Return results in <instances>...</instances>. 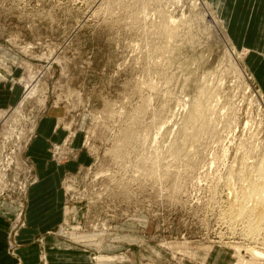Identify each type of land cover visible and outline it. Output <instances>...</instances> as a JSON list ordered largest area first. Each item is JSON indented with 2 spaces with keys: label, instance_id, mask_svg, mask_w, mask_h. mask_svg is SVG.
Returning <instances> with one entry per match:
<instances>
[{
  "label": "rangeland",
  "instance_id": "1",
  "mask_svg": "<svg viewBox=\"0 0 264 264\" xmlns=\"http://www.w3.org/2000/svg\"><path fill=\"white\" fill-rule=\"evenodd\" d=\"M193 1L0 0L12 264H264V220L238 215L264 198V71L230 1Z\"/></svg>",
  "mask_w": 264,
  "mask_h": 264
},
{
  "label": "crops",
  "instance_id": "2",
  "mask_svg": "<svg viewBox=\"0 0 264 264\" xmlns=\"http://www.w3.org/2000/svg\"><path fill=\"white\" fill-rule=\"evenodd\" d=\"M219 1V0H217ZM230 1V2H229ZM235 0H228L229 5L226 8V17L231 26L232 23L235 22L236 26L233 27V30L236 31V36L244 37V46L249 49L254 56L258 57V62L260 66L258 67L260 70L264 71V0H255L254 3H251L250 9L247 11H242V8L237 11L238 20H234V12L230 11V3ZM244 10V9H243ZM244 31L246 34L243 36ZM248 36V37H247ZM243 44V43H242ZM45 199V200H43ZM57 199V195L53 192L52 188H34L30 193V204H42L46 201V204H53V201ZM43 200V201H41ZM41 201V202H39ZM39 202V203H38ZM31 210L28 216L29 226L32 228L29 230V234H33V226L36 223L44 221L45 219L40 216H32ZM8 228V222L4 217H0V264H12L13 261H10L5 256L6 249V231ZM26 235V236H27ZM36 248L27 249L26 251H22V255L24 257H30L31 255L36 254Z\"/></svg>",
  "mask_w": 264,
  "mask_h": 264
},
{
  "label": "bare ground",
  "instance_id": "3",
  "mask_svg": "<svg viewBox=\"0 0 264 264\" xmlns=\"http://www.w3.org/2000/svg\"><path fill=\"white\" fill-rule=\"evenodd\" d=\"M163 1H165V3L166 2H168L167 0H162V2ZM181 0H173V1H171V2H173V3H179ZM183 1V0H182ZM189 0H187V2H188ZM191 1V0H190ZM198 1V0H197ZM154 2H156V1H154ZM171 2H170V4H171ZM186 2V3H187ZM153 3V2H152ZM161 3V0L158 2V0H157V4L156 5H159V4ZM164 3V2H163ZM183 3V2H182ZM189 3V2H188ZM191 3H192V5L194 4V1L192 0V2H190V5H191ZM197 3H199V2H197ZM196 3V4H197ZM148 4V3H147ZM168 4H169V2H168ZM180 4H181V2H180ZM152 5H154V3L152 4ZM160 5H162V6H160L161 8H163V4L161 3ZM189 5V6H190ZM192 5H191V7H192ZM198 5V4H197ZM144 6V5H143ZM146 6V5H145ZM150 6V5H149ZM166 6V5H165ZM175 6V5H174ZM194 6V5H193ZM147 7V6H146ZM159 7V8H160ZM171 7V6H170ZM173 7V6H172ZM181 7V6H180ZM197 7V6H196ZM144 8V7H143ZM149 8V7H148ZM155 8H156V6H155ZM166 8H167V6H166ZM168 8H169V6H168ZM153 9V8H152ZM175 9V8H174ZM154 10V9H153ZM169 10V9H168ZM145 11V10H144ZM143 11V12H144ZM158 13V12H157ZM203 13V12H202ZM212 13V12H211ZM163 15V14H162ZM204 15V14H203ZM203 15H201V16H203ZM213 15H215L214 13H213ZM170 16V15H169ZM199 16V15H198ZM200 16V17H201ZM216 16V15H215ZM203 17H205V16H203ZM207 18V17H206ZM168 19V18H167ZM198 19V18H197ZM200 19V18H199ZM203 21V20H202ZM201 21V22H202ZM205 21V20H204ZM199 22H200V20H199ZM201 22H200V24H201ZM182 23V22H181ZM180 23V24H181ZM203 23V22H202ZM178 24V23H177ZM179 25V24H178ZM176 26V25H175ZM192 28V27H191ZM166 29H168V28H166ZM176 29V28H175ZM186 29V28H185ZM177 30H178V28H177ZM184 30V29H183ZM173 31V30H172ZM176 31V30H175ZM174 31V32H175ZM188 31V30H187ZM165 32H166V30H165ZM173 32V34H175L176 36H180V34H181V32H180V34L179 33H174ZM183 32V31H182ZM185 32V31H184ZM190 32H191V30H190ZM189 32V33H190ZM172 34V35H173ZM168 36H169V34H167ZM175 35H173V36H175ZM183 34H181V36H182ZM185 35V34H184ZM192 35V34H191ZM178 36V37H179ZM180 36V37H181ZM172 37V36H171ZM178 37L177 38H175V39H178ZM185 37V36H184ZM186 38V37H185ZM235 51V50H234ZM208 92V91H207ZM204 93V92H203ZM206 94V93H205ZM208 94V93H207ZM204 95V94H203ZM205 96V95H204ZM206 97V96H205ZM210 97V96H209ZM208 98V97H207ZM206 99V98H205ZM201 100V99H200ZM208 101V100H207ZM198 102H200V101H198ZM198 102H196V105H197V103ZM203 102V101H202ZM204 106V105H203ZM206 106H207V104H206ZM199 106L197 105V108H198ZM203 108V107H202ZM199 110H201L200 108L199 109H196V111L198 112L197 114L199 115V113L201 112V111H199ZM203 110V109H202ZM200 115H201V113H200ZM145 152V151H144ZM147 165V164H146ZM264 159H263V161L261 162V166H260V168L258 169L259 170V174H260V181H261V183H260V185H256V183H255V185L256 186H259V187H256V186H254L253 187V189L252 190H254V192H255V194H257V196L259 195V196H264V195H262V193H264ZM157 168V167H156ZM154 171V170H153ZM151 172V171H150ZM258 172V171H257ZM145 173V172H144ZM147 176V175H146ZM142 178V177H141ZM257 180H259V179H257ZM252 186V185H251ZM256 187V188H255ZM252 188V187H251ZM255 188V189H254ZM162 189V188H161ZM87 190V189H86ZM251 193V192H250ZM249 193V197H252V194H250ZM253 193V192H252ZM246 194V193H245ZM244 195V194H243ZM251 195V196H250ZM253 195H254V193H253ZM255 196V195H254ZM253 196V197H254ZM257 196L255 197V198H257ZM258 196V197H259ZM242 197V196H241ZM251 198L252 200L254 199V198ZM246 198V197H245ZM247 198H248V196H247ZM250 199V200H251ZM262 199H264V198H262ZM262 199H259L260 201H258V198H257V202L256 201H254V200H256V199H254L253 201H254V203L253 204H255V202H256V206H254L253 207V209L250 211V208H248V209H245V208H241V209H239V211H238V215H240V216H245V215H249V213H250V216L252 215L253 216V214L254 215H256V217H258V220L259 219H261V220H264V200H262ZM245 201V200H244ZM246 201H247V199H246ZM258 203V204H257ZM236 204V203H235ZM251 204V203H250ZM239 205V204H238ZM240 208V207H239ZM252 213V214H251ZM89 217V216H88ZM247 217V216H246ZM253 220V219H252ZM257 221V220H256ZM247 222V221H246ZM259 222H261L260 220H259ZM257 223V222H256ZM250 224V223H249ZM256 225V227L254 226V228H253V226H252V228L250 229V233H256L257 232V230H258V228H260L259 227V223H257V224H255ZM261 226V225H260ZM259 233V232H258ZM253 237V236H252ZM254 252V251H253ZM257 254V253H256ZM259 254V253H258ZM255 255V254H254ZM253 255V256H254ZM256 257V256H255ZM242 260H240V262H241ZM244 262V261H243ZM252 263V262H251ZM241 264H242V262H241Z\"/></svg>",
  "mask_w": 264,
  "mask_h": 264
},
{
  "label": "built area",
  "instance_id": "4",
  "mask_svg": "<svg viewBox=\"0 0 264 264\" xmlns=\"http://www.w3.org/2000/svg\"><path fill=\"white\" fill-rule=\"evenodd\" d=\"M168 2H171V1H173V0H167Z\"/></svg>",
  "mask_w": 264,
  "mask_h": 264
}]
</instances>
